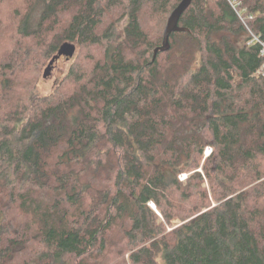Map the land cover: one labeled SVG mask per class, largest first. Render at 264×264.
Masks as SVG:
<instances>
[{
    "label": "trees",
    "instance_id": "trees-1",
    "mask_svg": "<svg viewBox=\"0 0 264 264\" xmlns=\"http://www.w3.org/2000/svg\"><path fill=\"white\" fill-rule=\"evenodd\" d=\"M180 1L0 0V264H264V0H192L152 61Z\"/></svg>",
    "mask_w": 264,
    "mask_h": 264
},
{
    "label": "water",
    "instance_id": "water-1",
    "mask_svg": "<svg viewBox=\"0 0 264 264\" xmlns=\"http://www.w3.org/2000/svg\"><path fill=\"white\" fill-rule=\"evenodd\" d=\"M192 0H181L180 3L177 5V7L171 12L169 15L166 26L163 31V36H162V42L161 45L158 46L157 48L154 49L153 51V56H152V61L156 58V55L159 52H166L170 48L169 44V36L172 33L176 32H187L188 30L186 28L180 27L178 25L179 19L181 15L185 12V10L191 5ZM75 53V45L72 43H64L60 46L59 50L57 51L56 55L51 59L49 62L47 68L45 69L43 73V78L48 77L51 74V69L54 65V63L61 57H65L66 59H70L73 57ZM151 61V62H152ZM153 208L154 205L152 204Z\"/></svg>",
    "mask_w": 264,
    "mask_h": 264
},
{
    "label": "rangeland",
    "instance_id": "rangeland-1",
    "mask_svg": "<svg viewBox=\"0 0 264 264\" xmlns=\"http://www.w3.org/2000/svg\"><path fill=\"white\" fill-rule=\"evenodd\" d=\"M39 17H40V8L36 12H34V14L32 16V20H31L32 28L36 27V25H37V23L39 21ZM147 22H149V27L151 29L152 26H153L152 20H149ZM165 26H166V24H165ZM165 26H164V28H165ZM90 51L91 50H89V51L87 50L88 53L94 54L93 52L91 53ZM87 52L85 50V53H87ZM77 53H78V46L76 45L75 46V53H74L73 57H71L70 59H66L65 57L59 58L54 63V65H53V67L51 69V74L48 77H46V78H43L42 76H43V73H44V71L47 68L49 63L42 69L41 74H40V76L38 78V81H37V85H36L37 86V90H38V92L41 95H44V96L49 95V94H51L54 91L55 88H58V86L61 83V80L67 74L69 68L73 64ZM210 152H211V149L210 148H206L205 156H208L210 154ZM186 177H187L186 175L182 174V175L179 176V179L181 181H184L186 179ZM151 206H152V204H151Z\"/></svg>",
    "mask_w": 264,
    "mask_h": 264
},
{
    "label": "built area",
    "instance_id": "built-area-1",
    "mask_svg": "<svg viewBox=\"0 0 264 264\" xmlns=\"http://www.w3.org/2000/svg\"><path fill=\"white\" fill-rule=\"evenodd\" d=\"M229 4L231 5V7L236 11L237 15L240 17V12H238L236 9L239 7V2H237L236 0H228ZM244 11V9L242 10V12ZM241 18V17H240ZM251 36V40L248 41V45H250L253 41L260 43L261 45V51L260 54L264 55V42H261L259 40L258 37L254 36L251 32H248ZM256 75L258 76H264V64L260 67V69L256 72Z\"/></svg>",
    "mask_w": 264,
    "mask_h": 264
}]
</instances>
